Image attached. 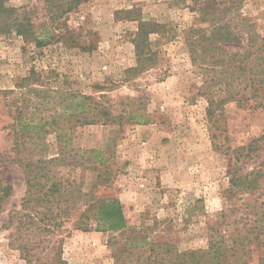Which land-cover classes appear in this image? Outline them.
<instances>
[{"label":"rangeland","instance_id":"374dc122","mask_svg":"<svg viewBox=\"0 0 264 264\" xmlns=\"http://www.w3.org/2000/svg\"><path fill=\"white\" fill-rule=\"evenodd\" d=\"M223 1L209 4L222 9ZM236 1L241 6L230 17L247 24L245 49L249 31L264 38V0ZM3 3L14 12L11 17L0 12V264L115 263V234L98 233L94 226L77 230L83 210L74 205L76 193L68 203L72 195L66 197L63 189L44 196L54 181L78 185L81 176L83 191L99 195L105 188L93 186L96 172L51 168L40 180L45 187L26 201L24 160L45 152L23 142L13 103L32 72L64 75L73 90L94 99L105 96L113 115L136 112L150 121L138 125L125 118L121 124L80 127L73 134L71 155L94 149L105 153L112 171L105 195L121 201L130 227L153 239L167 238L181 251L205 250L208 221L217 213L233 206L235 217L252 218V206L264 203V179L260 195L229 198L235 161L227 148L258 141L244 169L259 167L264 173V108L229 103L222 121L213 124L206 118L208 103L198 95L203 76L185 42L189 29L210 24L198 20L201 0H87L58 20L52 19L56 6L48 7L45 0ZM142 25L149 33L142 57L151 61L140 65L136 42ZM56 76L42 77L41 83L60 86ZM48 142V154L57 153L56 135ZM256 210L263 212L264 205ZM259 257L256 252L250 264H259Z\"/></svg>","mask_w":264,"mask_h":264},{"label":"trees","instance_id":"16d2710c","mask_svg":"<svg viewBox=\"0 0 264 264\" xmlns=\"http://www.w3.org/2000/svg\"><path fill=\"white\" fill-rule=\"evenodd\" d=\"M45 0L48 7L56 6L57 10L52 19H62L79 8L87 0ZM210 0H201L198 20L200 23H210L207 29H189L186 33V45L192 65L203 76L198 95L204 97L208 103L206 118L213 124L224 118L223 109L229 103L241 106L264 108V38L258 33H247V44L242 48V35H245L246 23H233L230 17L235 15L241 2L224 0L222 9H212ZM0 12L11 17L14 9L4 7L0 0ZM149 37L145 26L140 27V34L136 42L138 63L150 62L144 58L143 49L148 44H142ZM246 40V38L244 39ZM242 41V42H241ZM66 45V44H65ZM37 46H44L38 42ZM146 57V55H145ZM132 69L131 71H136ZM54 72L42 75L32 72L31 76L20 85V98L13 103L15 109V124L19 133L25 135L23 142L30 144L34 150L40 149L45 153L39 159L26 158L24 160L28 170L27 202L36 196L37 189H43L45 184L41 179L50 175L51 168L62 167L68 169L81 168L96 172L94 185L105 188L99 195L90 196L83 191L84 177H79L81 183H57L50 187L44 196H52L55 192L64 190V195L71 198L76 193L75 206L83 210L77 230L88 231L92 226L98 233L115 234L113 239L114 264H250L254 254H260L259 264H264V211L255 213L252 218L235 217L236 208L233 206L217 213L208 221V245L205 250L181 251L173 245L171 240L153 239L145 230L132 228L128 225L121 201L114 197H107L106 189L110 186L112 171L107 166L105 153L100 150L76 151L72 154L73 134L80 127L92 125H113L122 119H129L138 125H147L143 115L136 112L122 111L120 115H113V108L108 105L105 96L99 99L73 90L66 76H56L60 86L41 83V79H54ZM50 77V78H49ZM15 93V91H11ZM56 135L57 153L49 155V137ZM258 141H252L248 147H236L230 155L235 163L231 167V188L228 197L239 194L255 196L263 190L264 173L259 167L251 171L244 169L246 160H251L253 147ZM96 161V163H94ZM241 165L239 167V163ZM59 186V187H58ZM61 197V196H60ZM81 207V208H80ZM85 208V209H84ZM164 239V238H163ZM144 248H148L143 251ZM148 256H145L146 254Z\"/></svg>","mask_w":264,"mask_h":264}]
</instances>
